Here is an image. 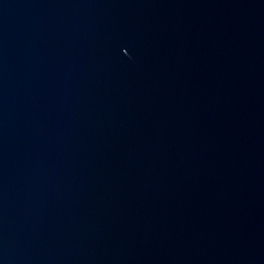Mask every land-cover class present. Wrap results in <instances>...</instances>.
<instances>
[{
	"label": "water",
	"instance_id": "1",
	"mask_svg": "<svg viewBox=\"0 0 264 264\" xmlns=\"http://www.w3.org/2000/svg\"><path fill=\"white\" fill-rule=\"evenodd\" d=\"M0 264H264V0H0Z\"/></svg>",
	"mask_w": 264,
	"mask_h": 264
}]
</instances>
